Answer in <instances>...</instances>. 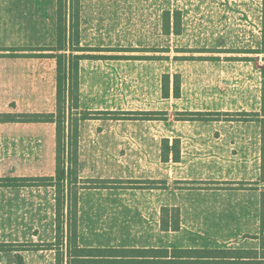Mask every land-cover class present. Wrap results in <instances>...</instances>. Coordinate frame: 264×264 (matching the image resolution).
I'll use <instances>...</instances> for the list:
<instances>
[{
  "label": "rangeland",
  "instance_id": "obj_1",
  "mask_svg": "<svg viewBox=\"0 0 264 264\" xmlns=\"http://www.w3.org/2000/svg\"><path fill=\"white\" fill-rule=\"evenodd\" d=\"M168 3L169 34L155 31L134 38L129 33L128 39L105 41L111 51L85 52L103 56L81 63L80 108L72 111L77 116L89 111L92 117L81 121L78 130L77 170L84 187L79 190L80 245L105 242L120 230L122 238H129L132 226L142 224L138 213L148 212L150 194L162 193L142 189H165L174 197L196 192V186L209 187L187 174L188 166L196 164V127L210 128L213 122L181 120L177 112L216 111L224 100L237 107L246 104L252 111L261 99L264 54L243 51L262 47V1ZM56 20L57 0H0V113L55 111L56 64L47 55L56 53L51 50L56 46ZM166 73L171 87L174 74H180L178 98L162 95ZM237 107L228 111H243ZM97 111H165L167 117L110 119L126 115L106 117ZM164 138L169 145L179 139L178 163L161 161ZM55 155L54 123L0 122L1 183L12 177L27 179L23 186L0 184V264L57 263L61 248L53 244L55 189L33 180L54 175ZM127 179L157 182L138 188L134 185L146 184H129ZM262 219L264 210L258 237ZM254 237L246 234L227 247L260 250L264 235L259 241Z\"/></svg>",
  "mask_w": 264,
  "mask_h": 264
},
{
  "label": "crops",
  "instance_id": "obj_2",
  "mask_svg": "<svg viewBox=\"0 0 264 264\" xmlns=\"http://www.w3.org/2000/svg\"><path fill=\"white\" fill-rule=\"evenodd\" d=\"M65 1L67 24L72 18L70 10L77 7L79 41L83 47L110 49V45L105 41L128 39L129 33L131 36L136 35L134 38L155 31L169 34L163 30L164 21L168 22L166 13L170 11L168 0ZM107 51L111 49L103 52ZM84 60L87 59L80 61V67ZM261 103L262 88L261 99L250 107L252 111H248L249 106L246 104L237 107L224 100L218 105L221 109L211 112H232L228 111L231 110L228 108L233 107H237L236 110L259 112ZM225 109L227 111H223ZM211 121L213 127H196V164L190 168L188 166L187 174L188 179H196V184H209L208 188L196 186V192H182L174 197H169L165 189H142L161 190L162 193L150 194V199L145 202L148 212L138 213L142 224L132 226L129 238H122L120 230L105 242L93 245L78 244L83 247L211 248L227 247L246 234L256 236L254 238L259 241L260 216L261 210H264V179L260 178L264 163V136L261 124L257 121L224 120L222 116L219 120ZM169 160L163 161L161 157L163 162ZM179 161L180 159L173 162ZM140 180L142 181L127 179V182ZM148 181L157 182V179ZM79 194L80 191L78 213ZM113 195L115 196L114 193ZM164 206L179 208L178 230L161 229L160 216ZM135 211L140 212L138 209Z\"/></svg>",
  "mask_w": 264,
  "mask_h": 264
},
{
  "label": "trees",
  "instance_id": "obj_3",
  "mask_svg": "<svg viewBox=\"0 0 264 264\" xmlns=\"http://www.w3.org/2000/svg\"><path fill=\"white\" fill-rule=\"evenodd\" d=\"M262 1L261 39L260 49L243 51L245 53L264 54V0ZM66 1L57 0L56 46L47 57L55 60V111L51 113H0V122H50L55 124V171L53 176L34 177L38 185L53 186L55 189V243L61 248L56 255V264H264V243L260 250L211 247V248H183V247H83L78 244V192L84 188L79 185L78 177V130L80 122L90 119L89 111L81 110L78 114L72 113L79 108V67L80 61L90 58H101L103 55H91L86 51H106L110 49H94L83 47L79 41V25L77 7L70 10L71 19L66 22ZM170 11L166 13L168 22L163 23L164 30L169 32ZM179 11H174L178 17ZM175 26V24H174ZM175 32V30H174ZM247 60L248 57H241ZM262 103L260 112H211V111H183L177 112L181 120H224L257 121L261 124L264 136V66L261 68ZM169 73L162 76V95L180 96V74L173 76V85L170 86ZM97 114H125L123 117L108 116L107 118L128 119H165V111H97ZM75 114V115H74ZM104 117V118H106ZM21 118V119H20ZM162 160L180 159V141L178 138L169 145V139L162 140ZM27 179L12 177L1 183L2 186H23ZM31 180V179H30ZM96 182V181H95ZM101 182H104L102 180ZM138 188H149L155 181H129ZM34 185V184H33ZM96 185V184H95ZM97 187L100 185H96ZM107 185L102 187L106 188ZM144 186V187H141ZM152 188V187H150ZM65 212V213H64ZM160 227L164 231H176L180 228V213L178 207L164 206L161 209ZM261 236L264 235V220L261 221ZM63 247L64 252H63Z\"/></svg>",
  "mask_w": 264,
  "mask_h": 264
}]
</instances>
